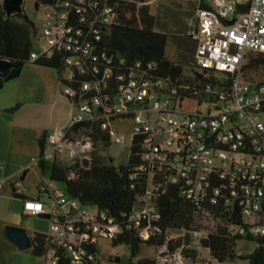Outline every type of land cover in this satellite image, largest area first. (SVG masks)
Wrapping results in <instances>:
<instances>
[{
	"label": "built area",
	"instance_id": "obj_1",
	"mask_svg": "<svg viewBox=\"0 0 264 264\" xmlns=\"http://www.w3.org/2000/svg\"><path fill=\"white\" fill-rule=\"evenodd\" d=\"M188 1L196 4L197 45L190 72L176 80L160 76L154 61L108 47L121 0L41 2L30 56H59L60 92L71 108L68 122L48 134L49 149L22 170L50 159L90 164L101 146L93 124L111 142L126 144L113 124L130 122L147 185L126 227L155 232L162 218L157 200L171 187L194 207L189 228L168 229L159 264H189L191 253L208 257L204 241L224 227L244 238L264 236V83L243 76L247 52H264V0ZM6 182L0 178V189ZM14 188L24 194L22 182ZM38 191L24 208L50 215L44 264H58L63 251L74 264H100L99 239L122 231L116 217L93 211L56 179L42 180Z\"/></svg>",
	"mask_w": 264,
	"mask_h": 264
},
{
	"label": "trees",
	"instance_id": "obj_2",
	"mask_svg": "<svg viewBox=\"0 0 264 264\" xmlns=\"http://www.w3.org/2000/svg\"><path fill=\"white\" fill-rule=\"evenodd\" d=\"M44 1L37 0L36 7L39 8L40 3ZM161 26L157 13L148 2L121 0L118 6V17L111 32L106 36L107 45L110 49L130 58L154 61L160 76L176 80L185 73L184 65H191L194 62L196 39L191 33L189 36L193 38V42H190L188 38L177 40L182 48H189L192 45L194 47L192 51L189 50L191 52L187 56L185 50H181L180 55L183 60L181 62L185 63L176 62L169 58L167 52L171 39H169L170 33L161 29ZM38 28V24L26 11L9 15L0 0V58H7L14 62L11 68L0 75V89L6 81L18 77L24 65L30 61L55 67L58 73L60 72L61 61L58 55L51 58L41 56L31 60L34 36ZM243 76L253 83H264V52L252 50L247 52L243 64ZM92 130L97 140H101L102 148L111 145L108 133L101 129L100 124H93ZM140 162V146L135 143L131 145L128 161L124 164L116 165L98 151L95 160L90 164L70 166L53 161L49 167L50 178L62 183L66 190L82 203L95 205L98 210H104L116 217L122 231L119 237L112 241L114 244L125 242L129 245L132 264H159L157 257H138L141 246L153 245L159 252L166 241L168 229L190 227L194 207L189 200L171 187L157 200L162 211V218L155 232L144 234L138 229L127 228L129 216L147 185V174L137 169ZM40 163L45 167L47 161H40ZM133 174L134 177H132ZM14 193L22 199L28 198L24 194H19L15 188ZM234 222L238 223L235 219ZM244 239L246 238L241 235L228 233L224 227L204 241V245L209 247L208 257L199 258L195 253H191L185 258L189 264H236L237 259L246 260L249 264H264V236L248 238L254 240L256 245L246 253L237 249L239 241ZM33 241L32 251L43 257L48 245L47 234L35 233ZM96 249L98 251V248ZM58 264L74 263L69 253L63 251ZM85 264H95V262L89 261Z\"/></svg>",
	"mask_w": 264,
	"mask_h": 264
},
{
	"label": "crops",
	"instance_id": "obj_3",
	"mask_svg": "<svg viewBox=\"0 0 264 264\" xmlns=\"http://www.w3.org/2000/svg\"><path fill=\"white\" fill-rule=\"evenodd\" d=\"M70 108L69 99L60 92L58 70L34 61L27 62L21 74L0 89V178L7 180L0 189V264H44L32 248L21 250L8 238L6 225L26 226L32 236L50 232V219L26 210L14 185L22 182L25 197H39L40 183L35 187L29 183L31 169L38 166L50 178L49 167L57 161L50 159L45 167L35 162L26 170L22 166L49 149L48 134L68 122ZM43 175L39 174L41 181L47 180Z\"/></svg>",
	"mask_w": 264,
	"mask_h": 264
},
{
	"label": "rangeland",
	"instance_id": "obj_4",
	"mask_svg": "<svg viewBox=\"0 0 264 264\" xmlns=\"http://www.w3.org/2000/svg\"><path fill=\"white\" fill-rule=\"evenodd\" d=\"M36 1L37 0H25L24 11L28 13L38 26H41L42 13L40 8L36 7ZM152 7L153 11L157 13L158 20L162 25L161 29L170 33L169 39H171L167 47L169 58L176 62L183 61L180 55L181 50H185L184 52L187 56L189 52L193 50L194 45L189 48H182L177 40L179 38H188V40H191L190 42H193V38L189 35L193 32L197 24L195 2H188V0H159V2L152 5ZM184 72H190V67H188V65L186 66V64L184 65ZM113 127L120 132L122 137L127 140V143H116L112 141L109 147L102 148V146H98V149L99 152L106 157L111 155L116 165H121L128 161V154L131 147V124L130 122H115ZM48 147L50 146L48 145ZM39 174L43 175L40 167L36 166L31 169L29 183L32 187H35L36 183H40L41 178ZM43 177L47 180L49 179L48 171H46ZM90 208L93 211L98 210L95 205H90ZM255 245L256 242L254 240L246 238L239 241L237 249L238 251L246 253L253 249ZM145 256L158 257L159 253L155 246L144 244L141 246L138 257ZM97 258L100 264H132L129 245L125 242L114 244L109 237H101L99 239ZM236 264H249V262L243 259H237Z\"/></svg>",
	"mask_w": 264,
	"mask_h": 264
},
{
	"label": "water",
	"instance_id": "obj_5",
	"mask_svg": "<svg viewBox=\"0 0 264 264\" xmlns=\"http://www.w3.org/2000/svg\"><path fill=\"white\" fill-rule=\"evenodd\" d=\"M25 0H2L3 8L11 15L15 12L24 11ZM13 61L7 58H0V75L6 72L13 66ZM49 218V214L42 215ZM6 233L10 240H12L21 250L33 248V236L26 226L18 224H7Z\"/></svg>",
	"mask_w": 264,
	"mask_h": 264
}]
</instances>
